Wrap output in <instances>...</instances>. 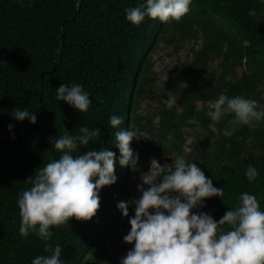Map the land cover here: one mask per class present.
Wrapping results in <instances>:
<instances>
[{"label": "trees", "instance_id": "1", "mask_svg": "<svg viewBox=\"0 0 264 264\" xmlns=\"http://www.w3.org/2000/svg\"><path fill=\"white\" fill-rule=\"evenodd\" d=\"M142 2L0 0V264H31L36 256L50 254L35 234L20 236L17 206L18 194L30 188L28 179L60 155L49 138L63 135L65 128L72 135L79 127L98 128L99 140L79 146L73 155L109 148L118 160L112 137L119 129L111 128L112 115L122 118L125 130L131 125L150 133L152 140L130 144L139 158L182 156L196 163L214 187H224L222 200L209 198L196 213L206 212L218 221L237 204L241 192L254 194L264 210V123L254 129L239 127L225 137L209 130L206 115L220 94L253 99L264 109V16L248 15L253 8L264 12V5L259 0H192L179 21L146 18L134 26L126 21L124 9ZM198 33L203 45L165 84L177 105L161 101L154 114L140 117L143 99L156 92L153 55L158 46ZM217 58L219 68L201 81ZM238 67L244 68L241 75ZM65 83L80 84L89 93L87 112L78 113L56 99V89ZM16 107L36 113L37 123L13 120ZM190 118L199 121V128L185 123ZM228 119L216 127L222 130ZM186 130L203 132L188 153L183 150ZM249 164L259 172L253 182L244 175ZM136 172L117 163V182L101 189L96 215L51 229L48 244L61 246L62 264H119L126 253L122 228L128 218L117 205L139 198L132 182ZM129 216H134V205Z\"/></svg>", "mask_w": 264, "mask_h": 264}, {"label": "clouds", "instance_id": "2", "mask_svg": "<svg viewBox=\"0 0 264 264\" xmlns=\"http://www.w3.org/2000/svg\"><path fill=\"white\" fill-rule=\"evenodd\" d=\"M191 3L192 0H143L124 9L125 19L134 26L146 18L179 21L189 12ZM259 3L264 5V0ZM248 15L256 18L264 16V12L253 8ZM56 99L78 113L87 112L92 103L80 84H62L56 89ZM166 102L176 101L169 97ZM206 115L211 121L209 130L225 137H231L239 127L254 129L264 123V109H259L257 101L242 96L220 94ZM226 117H231L226 127L218 129L216 125ZM11 118L37 123L36 113L27 108L16 107ZM185 123L199 128V121L194 118ZM109 124L119 129L112 137L120 154L118 160L109 148L73 155L79 146L99 140L102 133L98 128L79 127L76 135L65 128L63 135L49 138L59 157L37 169L27 181L30 188L19 193L17 199L20 236L35 234L45 242L44 252L50 253L36 256L31 264H62L61 246L53 248L48 244L53 236L51 229L67 226L71 219L91 220L100 205L101 189L117 182L115 165L137 166L139 153L130 147L132 141L152 140L147 130L131 125L128 130L121 128L123 120L116 115L109 118ZM12 128L9 124L8 130ZM172 161L171 165L161 166L157 159H151L149 170L140 175L139 198L118 203V210L130 225L123 243L132 245L119 264H264V210L257 197L241 192L237 204L218 221L206 212L196 213L193 209L203 208L205 200H222L224 187H214L212 179L206 178L196 163L187 162L182 156ZM244 175L253 182L259 172L249 164ZM133 205L134 216L130 217L129 207Z\"/></svg>", "mask_w": 264, "mask_h": 264}, {"label": "rangeland", "instance_id": "3", "mask_svg": "<svg viewBox=\"0 0 264 264\" xmlns=\"http://www.w3.org/2000/svg\"><path fill=\"white\" fill-rule=\"evenodd\" d=\"M175 43H161L153 55V61H154V72L156 73L157 78V88L155 89V94L152 97L146 96L145 99H143L140 109L138 111V114L140 117H146L148 115H152L157 111V108L159 106V103L162 101L166 106L172 107L177 105L176 99L173 97V95L165 90V84L170 78L171 73L174 69L179 67L182 64H186L190 61H192L194 53L201 48V46L204 43V38L201 33H198L195 38L193 39H186V40H179L175 39ZM221 62V58L215 59L211 64L210 68L207 71L206 74L201 76V81L207 80L208 75L212 74V71L219 68V64ZM244 71L243 67L237 68L238 75H241ZM161 97V98H159ZM174 98L175 103H167L166 101L168 98ZM212 104L210 103L209 106L212 108ZM155 127H158L159 124V118H156L153 122ZM197 136H203V132L200 131H193V130H186L184 132V139L185 144L183 147L184 153H188L191 148L192 144L194 143V140ZM146 143V141H145ZM144 143V145H145ZM179 157V155L174 156H156V157H148V158H139L137 166H132L134 169H138V172H136L133 175L132 182L134 186V190L138 192L137 185L141 183L140 181V175L143 172H147L150 167V160L155 158L158 160V162L163 165H171L172 160ZM167 171V166L166 169ZM147 186H145L146 188ZM140 195V193H139ZM206 202V200H205ZM204 202V203H205ZM200 208L193 209V211H198ZM126 224L122 228V235L123 237L130 231V225L126 221ZM126 246V253L124 256H126L127 252L131 250L132 245L125 244ZM123 256V257H124Z\"/></svg>", "mask_w": 264, "mask_h": 264}]
</instances>
